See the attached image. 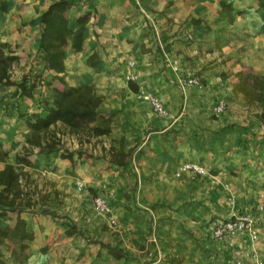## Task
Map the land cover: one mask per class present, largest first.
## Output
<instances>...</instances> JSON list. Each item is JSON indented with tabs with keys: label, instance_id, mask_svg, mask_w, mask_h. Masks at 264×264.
Returning <instances> with one entry per match:
<instances>
[{
	"label": "crops",
	"instance_id": "obj_1",
	"mask_svg": "<svg viewBox=\"0 0 264 264\" xmlns=\"http://www.w3.org/2000/svg\"><path fill=\"white\" fill-rule=\"evenodd\" d=\"M3 1L8 5V13L0 10L3 14L0 16V43L12 44V54L18 57L11 65L18 75L17 78L10 76L15 81L21 74L43 69L38 53L39 17L50 0ZM219 1L75 0L76 5L69 9L70 21L87 12L91 16L83 51L73 52L70 43L64 46V77L71 86L94 84L97 92L104 96L99 110L114 114L116 124L109 135L92 139L100 144L89 145L88 152L92 155L86 158L76 150L80 146L77 140L69 136L64 139L72 145L68 149L74 153L72 161L60 157L64 151L61 149L48 155L45 160L49 162L43 166L37 161L40 159L38 150H34L30 156L33 165L26 169H41L51 176L62 192L63 204L52 202L43 209H26L22 216L34 239L25 248L20 242L5 241L0 245L1 264H147L148 258L138 249L140 244L147 243L145 233L151 227L155 228L156 239L164 233L179 244L188 241L187 256L178 255L183 264H236L238 258L242 264H264V220L256 221L261 235L257 242L245 235L233 241H215L211 232L214 219L229 217L231 200L237 202L241 212L255 214L252 206L264 197V161L249 154L252 141L245 143L250 149L248 152L243 151L238 142L239 138L252 140L254 132H260L261 124L256 117L264 113V104L250 106L231 93V87L226 88L225 98L228 102L235 101L244 116H240L243 120H236L238 125L224 128L231 116L208 120L201 107L208 96L194 95L197 92L190 89L185 99L181 97L177 87V73L181 68L173 64L180 43L179 28L186 27L195 34L202 25L206 27L208 39L227 33L223 29L227 16L219 15ZM191 19H199L201 23L190 24ZM238 28L245 35L247 29L233 27ZM256 33L264 38V29ZM238 36L243 37L239 33ZM257 43V39L252 43L243 40L245 50L238 57L242 64L264 73L261 60L264 45ZM223 50L230 51L225 45ZM92 54L97 56L96 67L87 64ZM130 72L137 74L138 83H133L139 86L140 92L134 93L129 88L126 74ZM49 74L52 73L44 72V75ZM201 77L208 79L207 75ZM207 84L209 91L215 90L214 81L207 80ZM9 88L16 95L4 96L1 100L2 106L8 105L9 109L0 110V145L8 152L14 147L15 155L29 130L22 121V124L18 122V88L15 85ZM143 89H155L169 117L160 118L153 113L150 104L141 98ZM192 113L203 116L202 120H194L202 128L223 130L225 151L219 154L207 151L200 155L193 143L170 137L169 129ZM121 138L125 150H132L131 161L125 168L101 158V148L117 147ZM166 150L169 153L165 154ZM188 161L204 164L214 173L197 176L181 170L182 164ZM77 182H82L84 187L78 188ZM97 196L108 202V214L95 208ZM12 215L10 224L16 218V213ZM108 217L115 218L118 227L115 231L119 234L113 233ZM70 226L83 235H66ZM185 229L192 235H183ZM90 240L121 248L126 257L114 259Z\"/></svg>",
	"mask_w": 264,
	"mask_h": 264
},
{
	"label": "trees",
	"instance_id": "obj_2",
	"mask_svg": "<svg viewBox=\"0 0 264 264\" xmlns=\"http://www.w3.org/2000/svg\"><path fill=\"white\" fill-rule=\"evenodd\" d=\"M219 4L221 12L226 13L232 21V0H220ZM74 5L75 0H50L47 9L39 17L41 32L38 53L43 62V69L27 72L18 83L10 79L8 72L18 57L11 51L5 54L4 49L8 48L9 44L0 43V84L17 86L20 103L22 98L37 103V108L32 112L17 113L18 120L25 124L29 133L24 138L21 150L13 156V162L8 161L9 152L3 150L0 145V245L8 240L20 242L21 247L25 248L26 244L34 239V234L28 230L22 213L26 209L35 208L38 202L33 200L30 192L25 191L21 182L22 177L27 176L25 169L33 165L30 156L34 150L37 149L42 155H50L62 149L64 136L75 138L82 143L84 140L109 135L116 124L114 114L102 113L99 110L104 96L97 92L94 84L76 87L69 85L65 80L64 46L70 43L73 52L83 51L85 31L91 16L87 12L78 15L73 22L70 21L69 9ZM257 5L264 12V0H257ZM0 10L7 11L3 0H0ZM192 21L201 22L199 19ZM96 59L95 54L88 56L87 64L96 67ZM45 71L52 74L44 75ZM221 77L225 80L228 74L223 72ZM235 77L233 93L241 95L248 105L264 104V74L243 66L242 70L235 73ZM128 86L134 93L139 91V86L133 82L129 81ZM222 131L220 130L221 136ZM222 142L224 146V140ZM238 142L242 144L243 151L248 148L245 144L249 142L248 139L239 138ZM225 150L226 148H223L222 151ZM101 152V158L119 168L127 167L131 161L132 150H125L123 138L117 147H102ZM73 155V152L64 150L60 157L72 161ZM13 213H16L14 223H3L11 219ZM75 233L83 235L72 226L66 230L68 236ZM90 241L100 245L114 259L126 257L121 248L97 240ZM165 264H183V261L173 258Z\"/></svg>",
	"mask_w": 264,
	"mask_h": 264
},
{
	"label": "rangeland",
	"instance_id": "obj_3",
	"mask_svg": "<svg viewBox=\"0 0 264 264\" xmlns=\"http://www.w3.org/2000/svg\"><path fill=\"white\" fill-rule=\"evenodd\" d=\"M233 10L231 14L233 15V20L230 21L228 19V15L224 12L218 11L219 15L221 13H224L227 16L225 28L227 30V33L223 32L222 36L217 35L213 39H208L206 36L207 31L205 30L206 27H203L201 25L200 29H197V33H193L192 30H187L186 27L179 28V39L180 42L178 44V50L175 51L174 56V65L175 68H181L180 71L177 73L178 76V82L177 87L178 90L181 92V97L185 99V95L189 94V90L193 89L197 93H193L194 95L198 96H208L209 99L201 106L203 107L205 111V116L208 120L215 121L220 116L230 115L228 119L230 120L228 123L225 122V127H231L238 125L236 123V120H243L241 117L244 116L243 112L239 111V107L236 104V102L230 100L227 101V98H225V92L226 88L231 87V93H233L232 85L236 81L235 73L239 70H242L244 67H249L246 64H242L240 62V58L238 55H240L245 50V45L243 44V40L254 42V39L258 40L257 45H264V38H260L257 35L256 32L264 29V12H262L261 9H259L257 5V0H232ZM8 7V5H7ZM5 13H8V9ZM3 14H0V16ZM6 16V15H5ZM236 20L238 23H236ZM190 24L193 23L192 19L189 22ZM201 23V22H200ZM200 23H193V24H200ZM235 23V24H234ZM233 25V26H232ZM240 26V28H246L247 31H245V35L243 34L240 29H233V27ZM238 33L242 36H238ZM5 34V33H4ZM200 37H202L200 39ZM252 37V39L250 38ZM2 43V42H1ZM9 44V43H8ZM227 46L230 50L229 52H226L223 50V47ZM12 44H9V47L4 49V53L8 54L10 51H12ZM262 62H264V56L261 58ZM183 68V69H182ZM251 68V67H250ZM11 70V73L9 75L13 78H17V74ZM252 70L259 74L261 73L258 70H255L252 68ZM9 72V71H8ZM227 73L228 78L222 79L221 73ZM27 73V72H26ZM21 74V78L15 79V83H18L21 81L22 77L26 74ZM207 75L208 79H203L201 76ZM45 78L48 77L45 76ZM189 78H197L201 83V88L193 87L191 85H188L187 80ZM207 80L214 81L215 84V90L209 91L210 88L207 89ZM45 82V81H44ZM45 83H42L44 85ZM213 83H209V85H212ZM10 86L4 85L2 87V84H0V110L5 108L9 109L8 105L2 106L1 100L5 97H13L16 95L12 90V88H9ZM18 88V87H17ZM9 90V91H8ZM19 91V88L17 89ZM141 89L139 88V92ZM144 92H151L155 93V89L151 90H145ZM156 94V93H155ZM235 94V93H233ZM236 95V94H235ZM241 97V95H238ZM159 97V96H158ZM143 98V96H141ZM242 98V97H241ZM224 101L225 106L222 112H216L215 106L219 101ZM196 107L198 105H195ZM254 107L260 106V104L255 103L253 105ZM12 107V106H11ZM14 107V106H13ZM18 112H32L34 109L37 108V103H33L31 99H21V103L16 106ZM228 111V113H227ZM197 113H192V115L188 116L186 115L185 118H182L180 122L176 126H172L169 129L170 137L174 138L175 140L187 141L189 143H193L194 147L197 148L199 151V154L210 151L212 154L214 153H222L223 147L221 143L222 141V134L219 130L214 129H205L202 128L200 125L196 124L194 120H202L203 116L196 115ZM169 115V113H168ZM199 116V117H198ZM169 117V116H167ZM166 118V117H165ZM257 122H260V132H254V136H252V140L249 138L248 141H252L250 146L252 147V154L251 156L260 157L264 161V113H261V115H257ZM18 120H16L17 122ZM15 122L14 125H16L17 129L20 131L19 125ZM21 123V120L18 121ZM22 124V123H21ZM179 137V139H177ZM93 138L87 140H84L82 143H80L77 139V142L80 144L79 148L76 150H80L84 156L87 157L92 154L88 152L89 145H92L93 147L100 144L99 141H93ZM62 150H68L72 145H69L67 141L62 138ZM16 146V143H15ZM15 148L12 147V149L9 151V158L8 161L13 162V156H14V150ZM21 148L17 152H19ZM250 149L246 148L244 151L248 152ZM257 150V152H255ZM74 151V150H73ZM169 153L168 150H166L165 154ZM40 158L37 160L38 162H41L44 166L45 163H48V160H45V158L49 157L48 155H38ZM202 159L201 161H203ZM186 163H192L200 165L204 171L202 174H195L197 176H202L205 174H211L214 173V171H210V169H207V166L204 164H201L199 162H184L182 166ZM181 166V167H182ZM181 169V168H180ZM58 171V170H57ZM27 176L22 177V185L25 189V191L30 192L32 195V198L37 203L36 207H39L40 209H43V206H49L50 203L55 202L56 204L62 205V197L60 196L62 192L56 184V181H53L51 176H48L47 173H45L41 169H26ZM59 172V171H58ZM191 172V171H189ZM134 187V186H133ZM64 194V193H63ZM13 216L11 214V219L4 221L3 223H12ZM221 219V218H219ZM154 219H151L153 221ZM216 219L213 220V227L216 223ZM186 222V221H185ZM184 222H181V225H183ZM112 229V228H111ZM113 233L119 234V231H115L114 229ZM213 230V228H212ZM211 230V232H212ZM169 234V231H167ZM183 235H186V237L192 235L191 231L189 229H185L182 233ZM146 236V244L142 245L140 244V248L138 251H141L140 253L142 255H145L148 259L147 264H165L167 261L172 260L173 258H180L178 255L181 254H188V241L184 240V242H181L179 244L178 240L166 236V234H162L160 237L157 235V239L155 238V228H149L148 231L145 233ZM137 251V252H138ZM254 252V251H252ZM180 254V255H181ZM179 255V256H180ZM182 259V258H180ZM183 261V259H182Z\"/></svg>",
	"mask_w": 264,
	"mask_h": 264
},
{
	"label": "built area",
	"instance_id": "obj_4",
	"mask_svg": "<svg viewBox=\"0 0 264 264\" xmlns=\"http://www.w3.org/2000/svg\"><path fill=\"white\" fill-rule=\"evenodd\" d=\"M132 65V64H131ZM127 81L138 83V76L134 72L126 74ZM188 85L193 87L201 88V83L197 78H189L187 80ZM143 98L150 104L153 113L160 118H165L168 116V110L161 100L155 93L142 92ZM224 101H219L215 106L216 112H222L224 109ZM181 170L191 171L195 174H202L204 169L197 164L186 163L182 166ZM78 188H83L84 184L82 182H77ZM231 207V212L228 218L219 219L216 221L213 230L212 238L215 241H233L237 236L245 235L249 240L257 242L260 240L261 235L259 229L256 225L257 220H264V197L260 198L253 206L252 209L255 210V214L250 212H241L237 207V202L231 200L229 202ZM95 208L104 214L109 213V204L105 198L97 196L94 198ZM108 225L117 230V222L115 218L108 217ZM236 264H242L241 259H237Z\"/></svg>",
	"mask_w": 264,
	"mask_h": 264
}]
</instances>
